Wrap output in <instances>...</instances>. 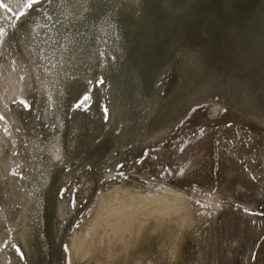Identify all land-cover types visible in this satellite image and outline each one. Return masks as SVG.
I'll list each match as a JSON object with an SVG mask.
<instances>
[{
  "label": "rangeland",
  "instance_id": "1",
  "mask_svg": "<svg viewBox=\"0 0 264 264\" xmlns=\"http://www.w3.org/2000/svg\"><path fill=\"white\" fill-rule=\"evenodd\" d=\"M52 1L28 0L25 9L12 8L7 33L0 39V49H8L10 43L20 59L27 62L32 76L36 56L46 48V33L55 25ZM256 1L254 7L263 12L254 8L250 15L254 27L258 28L264 18V0ZM122 2L121 6L114 4L117 8L114 13L125 16L123 19H132V22L129 20L131 24L128 21L131 31L125 30V33H131L130 45L123 41L126 39L124 31L119 30L116 39H110L112 43L116 42L113 47L109 42H103L106 49L107 45L112 49L106 54L112 55L111 58L108 55L101 65L95 60L94 69L70 88L67 127L71 136H83L87 150L71 158V163L62 161L58 168L62 176L54 194L49 232L55 230L60 244V264H264V126L259 122L264 123V57L256 53L254 60L246 62V51L261 47L250 46V50H244L247 48L232 41L233 36L225 38L219 45L214 37L212 39L214 34H206L199 50L188 52L190 47L186 44L185 34L170 30L172 22L169 19L161 24L156 10L158 6L163 15L176 20L185 12L181 11L183 8L199 12L201 0ZM158 23L161 28L155 32L154 24ZM88 26L90 30L94 28L90 23ZM216 27L213 30H217ZM87 28L68 30L73 46L83 47L89 41L98 44L101 38L90 37L91 31ZM221 30L222 27L215 32L221 33ZM149 49H154L150 51L151 55ZM159 50L165 54V59ZM155 59L159 67L170 59L172 63L168 62L167 67L159 70L155 91L143 89L142 94L139 93L141 83L137 80L135 87L125 91L130 95L124 101L127 103L122 102L124 107L122 104V109L117 107L119 111L113 112L111 118L108 105L112 103L106 88L113 67L111 63L116 62L117 70L135 60L134 74L150 80L154 76L150 63L154 64ZM159 67L153 70L157 72ZM1 72L4 75L8 71L3 69ZM4 78L8 79L7 75ZM101 78L104 83L97 86L95 82ZM115 78L112 80L117 82ZM2 87L0 81V120L6 121L9 114L17 120L13 129L9 124L8 127L16 140L13 150L18 157H23V168H13L5 175L8 193L5 202L3 197L0 198V209L12 231L11 242L19 257L16 264H25L22 242L33 212L32 191L40 175L34 166L38 156L34 154L33 142L46 146L52 141L55 132L53 105L35 78L34 90L30 87L32 92L25 101L6 96ZM90 87L93 96L92 93L85 94ZM99 87L105 92L102 106L106 115L103 113L101 120L95 122L87 116L76 118L75 109L82 113L87 106L95 104L96 109L100 106ZM85 96L89 98L83 108H76ZM131 100L137 101V105ZM138 103L143 106L142 110ZM149 104H153L152 107ZM129 115L133 124L126 117ZM8 140H0V152L4 155L10 153ZM99 145H102V152L97 151ZM95 146L97 150L89 154L87 151ZM136 214L147 223V230L127 254L118 257L106 253L93 255L97 231H124L136 219ZM117 219H120L119 227L115 225ZM111 225L116 227L111 228ZM87 249L91 252L87 253ZM38 262L35 260L34 263ZM41 264L44 263L41 261Z\"/></svg>",
  "mask_w": 264,
  "mask_h": 264
},
{
  "label": "bare ground",
  "instance_id": "2",
  "mask_svg": "<svg viewBox=\"0 0 264 264\" xmlns=\"http://www.w3.org/2000/svg\"><path fill=\"white\" fill-rule=\"evenodd\" d=\"M27 1L28 0H0V39L3 38L5 36V34L7 33L8 22H9V19L12 15V11H13L12 8L16 7L19 11H21L22 9H25V7H26L25 2H27ZM122 1L123 0H111V3H109L110 2L109 0H53L52 5H51L52 6L51 12H52V15L55 19V25L53 26V29H51V31L46 33V48L44 49V51L40 55L36 56V60H35V64H34L35 70L33 71L34 76H32V74L30 72L31 69L29 70V68L27 67V62L24 61L23 59H20L19 54L14 51L13 46L10 43L8 45V49H0V81L3 83V87L1 88L2 93L5 94L6 96L16 97L22 101H25L26 97H28L30 95V93L32 92L30 87H32V90H34V78H35V81L37 82L38 87L41 88L48 95V97L51 100L52 105H53L52 106V109H53L52 110V116H53V126L55 129V132H54V136H52V141L50 140L51 142L49 141L46 146H44L43 144H41L37 141L33 142L35 145L34 146V154H35V156H38L35 159L34 166H35V169L37 171L39 170L40 175H39L38 183L33 188V191H32L31 206L33 207L32 208L33 212H32V216H31V220H30V225L27 227L26 237L24 238V241L22 242L23 243L22 245L24 248L25 264H33L35 262V260L40 261V262H38V264H41V261L44 264H60V258H61L60 252H59L60 244L58 243V239H56V235L54 233L55 230H53L51 234L49 232L51 229L50 224L52 223L51 221L53 220V218H52V207L54 205V194L57 191V186H58V183H59L60 178L62 176L60 173L61 171L58 172V168H60V164L62 161L68 162L71 160V158H76V157L80 156V154L83 152V150H85V149L87 150V147L85 146L86 145L85 140L82 138L83 136H81V137L71 136L72 132L69 131V128L67 127L68 121L66 120V115H67L66 109H67L68 101H70L69 100L70 88H73L71 86H73L75 83L79 82L83 77H85L89 73L90 69H92V68L94 69L95 60H99L100 65H101V62L103 63L105 61L104 59H106V57L108 55L111 58L112 55H110V54L106 55V54L109 50H112V49H109V45H107V49H106V47H105L106 45H104V44L109 42L108 44H110L111 47H113L116 42L112 43L111 41H112V39H114V40L116 39V37H117L116 35L119 34V30H121L122 32L124 31V35H125L124 38H126V39L125 40L122 39V40L127 43V46L130 45L129 36H131L130 35L131 33L129 34L128 31H126V33H125V30L129 29L128 21L131 20V22H132V19L131 18L129 20L123 19L122 17H125V16L121 15L120 13H116V14L114 13V10H117V8L115 6H117V5L121 6L123 3ZM256 2H257L256 0H201V9L199 10V12L194 13V11L192 9L186 10L183 8V9H181V11H185V12L181 13L179 10V15H180V13L182 15H180V16L178 15L179 16L177 18L178 20L177 19L173 20L169 16L163 15L160 12L161 11L160 8H158V6H157L156 16L159 17L158 20H160L161 24L163 22H168V19H169L172 22L171 23L172 28L170 30H172L173 32L181 31L183 34H185L184 38L187 39L186 44L188 45V47H190V49H187L188 52H190V51L195 52V51L199 50L197 48H199V46L202 45V43L204 42L203 39H204V37H207V36H205L206 34H209V35L214 34V36H212V39L214 37V41L216 43H219V45H220V43L224 42L225 38H230L233 36L232 41L235 42V44H236V42H238L240 44V46L247 48L244 50H250V49H248V48H250V46H255L258 48L261 47L260 49H252V51L251 50L246 51L247 52L246 53V56H247L246 62H248L249 60H251V61L254 60L256 53L259 55H262V57H264L263 56V54H264V18L261 19L263 22V23L261 22L262 25L260 24V26H258V28H255L254 23H253L252 18H251V15H250L252 10L255 8L254 6H255ZM104 4H108L109 6H104ZM114 4H116V5L114 6ZM127 4H129V3H127ZM165 4L166 3H164V5ZM263 6H264V4H263ZM263 6H262V8H263ZM258 8H257V10H260ZM107 9H109V12L107 11ZM261 12H263V10ZM102 15H106V16L102 17ZM119 15H121V17ZM50 16H51V14H50ZM160 18H162V19H160ZM100 19H102V20H100ZM117 20L119 22L118 23L119 25L117 24ZM115 22L117 25H114ZM89 23L94 26V28L92 30L89 29V28H91L88 26ZM129 23H130V21H129ZM76 24H78L79 26H76ZM139 24H141V22ZM126 25L128 28L126 27ZM114 26H117L118 29H117V27H114ZM132 26H133V24H132ZM160 26L161 25L159 23L154 24V28H156L155 32L159 29ZM205 26H207L209 28V31ZM215 26H218V27H216L217 30L221 29V27H222V30L220 31L221 33H218L219 31L215 32L217 30H213V27H215ZM70 28L81 29L82 31L84 30V28H87L91 31V33L88 34V35H91L90 37H92V35H97L101 39L98 41V44L96 42L93 43V42L89 41L83 47L73 46L72 39L68 35V30ZM134 28H133V30H134ZM147 28H148V26H147ZM82 31H80L79 33L84 37V34L82 33ZM117 31H118V33H117ZM130 31L131 30L129 29V32ZM137 31H139V30H137ZM169 35H170V33H169ZM138 36H137V38H138ZM134 37H135V35L132 36V38H134ZM165 37H166V34H165ZM110 39H111V41H110ZM140 39H141V37H140ZM160 39H159V41H160ZM137 40L139 41V38ZM168 40H169L168 42L171 41L170 39H168ZM156 41H158V36L156 37ZM103 42H105V43H103ZM165 42H167V41L165 40ZM142 43L143 42L141 41V44ZM163 45H161V48H163L162 47ZM170 45L172 46V43H170ZM138 47L135 48V51L137 50ZM131 49H128V50L131 51ZM180 49H181V47H180ZM172 50L173 49H171V51ZM2 51H4L3 55H2ZM124 51L126 52V50H124ZM150 51H151V49H149V54L152 51H154V49H152L151 52ZM171 51L169 50L168 55ZM159 52H162V50H159ZM120 53H121V51H120ZM133 53L132 54L135 55L136 52L133 51ZM140 53H141V51H140ZM173 53L174 52L172 51L171 54H173ZM125 54L126 53H124V56H125ZM161 55L165 59V54L163 52L161 53ZM128 57L130 58V56H128ZM113 59H115V57ZM110 61H111V59H110ZM170 61H171V59H170ZM170 61L169 60L167 62L165 61V63H164L165 65H163L161 63L163 66L160 65V67H159V64L157 65V63H158L157 59H155L154 64H152V62H151L150 63V66L152 69L151 73H153L154 76L152 75L153 78H151L150 80L148 78H147V80L140 78L138 75L134 74L135 71H134L133 67H134L135 60H131L130 64H125L123 66V68L118 67L117 70H116L117 65L116 66L114 65V63L116 64V62L113 61L111 63V64H113V67H111L110 72L108 71L109 75H110V77H108L109 78V83H108L109 85L106 86L107 93L109 95V101L112 103L111 105H108V111H110L111 118H112L113 112L117 113L120 110V108L122 109V107H120L121 104H122L121 106L124 107L125 99L128 100V98H129L128 96H130L129 94L127 95L125 93V91L132 89L133 86L135 87L137 85V82H136L137 80L140 81V83L142 85V86L139 85V87H140L139 93H141V91H143V89L146 91H149V92L151 90L155 91V87H157V85H156L157 81L159 80V73H160L159 70H162L163 68L167 67L168 62L171 63ZM93 62H94V64H92ZM163 62H164V60H163ZM31 65H33V64L31 63ZM96 66H97V64H96ZM157 67H159V69L156 72L153 69H157ZM3 69L8 71L7 74L6 73L4 74L5 77L7 75L8 79H6V80L4 78L3 72H1ZM155 72H156V74H155ZM112 77L113 78L116 77L115 79L118 81L116 82L115 80H112L113 79ZM134 82L136 83V85H134ZM27 84L29 86H27ZM233 87H234V85H233ZM120 90H122V92H120ZM72 91H74V90H72ZM99 92H100L99 96L101 98L99 101L101 103L100 106L98 105L97 109L94 107L95 104L91 105V106H87V108L84 109L85 111H83L82 113L78 112L79 110L75 109L74 114H76L75 115L76 118H78L80 116L82 119H84L87 116V117H91L94 122L101 120V116L103 115V113L105 114V112H104L105 110L103 109V106H102V99L104 96L103 93H105V92H103V89L101 87H99ZM133 92H135V91H133ZM86 93L87 94L92 93V96H93L94 92L90 87L89 90H85V94ZM95 95H96V93H95ZM262 95L264 97V93ZM70 99H71V96H70ZM135 99H136V97H135ZM141 99H142V97H141ZM147 100L145 99L144 102L145 101L147 102ZM133 101L135 102V100H133ZM133 101L131 100V102H133ZM122 102H124V103H122ZM139 104L140 103H138V105ZM136 105H137V103H136ZM151 105H153V104H151ZM140 106L141 105H139V107ZM117 107L119 108V110H117ZM142 108H143V106L140 107V110H142ZM127 110H129V109H127ZM123 115H124V113H123ZM9 116L10 117H6L7 118L6 121L0 120V140L3 139L4 141H6L7 139H9L8 141L10 142L9 147H8V152L10 151V153H8V155H4L5 153L3 151L0 152V195H1L0 198L3 197V202L6 201L5 196L8 193V190L6 188V183H5V175L8 174L13 168H17V169L23 168V166H22L23 165V161H22L23 157L22 156L18 157L17 154L13 150L14 145H16V140L13 138L12 133H11V129L9 128V127H11V128L15 127L17 120L11 114H9ZM129 116H126V117H128L132 122L129 119L128 120L133 124L134 120H132L133 118L131 117V116H133V114L130 117ZM181 116H183V115H181ZM141 118H142V115H141ZM137 119H139V118H137ZM142 121L144 122L143 119H142ZM130 122L128 123L129 125L131 124ZM149 122H151V121H149ZM259 122L262 126H264V123L262 121H259ZM8 124H9V127H8ZM109 131H110V129H109ZM101 147H102V145H99V147H97V149H98L97 150L96 146H95V148L89 149L87 152H89V154L94 150H97L98 152L99 151L102 152L101 151L102 149H100ZM0 148H1V146H0ZM103 149H106V148L104 147ZM69 152H72V153L69 154ZM73 152H74V154H73ZM70 163H71V161H70ZM147 199H149V198H147ZM260 200H261V198H260ZM147 201H149V200H147ZM129 202H130V200H129ZM126 206H127V204H126ZM136 215L138 217V214H136ZM125 216H126V214H125ZM131 216H132V214H131ZM137 217L134 221H132L128 225L126 230L124 228V231H123V229H121L122 230L121 232L117 231L115 229L114 230L109 229V231L111 230L110 232H108L106 230L105 231H97L98 232L97 233L98 234V236H97L98 241L96 243L97 245H96V249L94 250L93 255L94 256L95 255L96 256L97 255L102 256L104 253H106V254H112V255L118 257L119 255H122L124 253L127 254L129 248L131 246H133V244L136 243V240L139 238V236H141L143 234V232H145L147 230L146 229L147 223L145 224L143 221H141V217H138V218ZM124 218H125V220L127 219L126 217H124ZM129 218L131 219V217H129ZM119 220L117 221V224H115L116 222L114 223L115 225H117V227H119L118 226V222H120ZM115 225L114 226L111 225V228L116 227ZM152 226H153V224H152ZM0 227L2 228V230L0 231V264H16V259L19 257L17 256V254L14 251V243L11 242V239H12L11 232L12 231L6 222L5 216H4L3 211L1 209H0ZM109 227H110V225H109ZM123 227H124V225H123ZM107 228H105V229H107ZM118 230H120V229L118 228ZM137 242H138V240H137ZM89 251L87 249V253ZM71 255H72V253H71ZM97 264H99V263H97Z\"/></svg>",
  "mask_w": 264,
  "mask_h": 264
},
{
  "label": "snow or ice",
  "instance_id": "3",
  "mask_svg": "<svg viewBox=\"0 0 264 264\" xmlns=\"http://www.w3.org/2000/svg\"><path fill=\"white\" fill-rule=\"evenodd\" d=\"M95 83H96L97 86L103 84V83H104L103 78L97 80ZM88 98H89V97H87V96L83 97V98H82V101H81L80 103H78L75 107H76V108H82V107H83V104L87 101ZM27 107H28V106L26 105V110H27ZM105 111H106V110H105Z\"/></svg>",
  "mask_w": 264,
  "mask_h": 264
}]
</instances>
